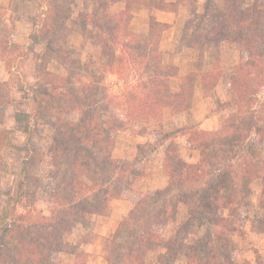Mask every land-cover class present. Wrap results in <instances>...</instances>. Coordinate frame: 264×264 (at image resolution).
Instances as JSON below:
<instances>
[{"label": "rangeland", "instance_id": "1", "mask_svg": "<svg viewBox=\"0 0 264 264\" xmlns=\"http://www.w3.org/2000/svg\"><path fill=\"white\" fill-rule=\"evenodd\" d=\"M107 1L6 0L0 5V39L9 43L0 45V89L7 97V104H0V216L6 213L0 220V241L5 238L11 249L21 241L26 244L25 223H45L37 233L52 230L55 241L64 245L56 244L58 251L50 256L55 264H99L91 257L105 255V241L116 244L126 239L117 231L131 210L141 200L147 202L149 192L168 187L163 165L172 141L182 160L194 163L199 153L186 146L191 131L211 133L227 121L238 125L250 117L241 111L242 101L230 86L242 61L237 44L193 42L208 29L209 14H214L209 9L222 5V0H165L176 1L177 13L135 7L126 30L136 36L122 37L121 44L91 22L96 18L110 25L108 15L125 8L124 2ZM258 1L264 16V0ZM152 19L169 26L160 38L164 64L177 67L182 78L198 77L186 111L176 114L164 108L162 116L148 123L137 111L148 107V90H143L146 65L152 63L148 58ZM125 41L130 44L123 46ZM207 71L220 75L217 82L208 78L212 85L208 91L200 77ZM172 87L179 89L176 80ZM248 88L258 89L255 83ZM263 88L257 90L262 97ZM80 103L93 108L85 112ZM64 133L83 140L85 149L79 153L87 166L74 163L79 148L73 139H62ZM65 159L74 163L73 168ZM121 173L123 183L117 178ZM260 200L254 185L249 206L241 209L246 219L235 217L238 228L230 241L236 264H264V217L256 222L259 230H250L256 212L264 214ZM60 216L70 221L56 222ZM188 217L182 207L166 235L178 231ZM7 256L2 263L12 264ZM186 261L180 257L173 264Z\"/></svg>", "mask_w": 264, "mask_h": 264}, {"label": "trees", "instance_id": "2", "mask_svg": "<svg viewBox=\"0 0 264 264\" xmlns=\"http://www.w3.org/2000/svg\"><path fill=\"white\" fill-rule=\"evenodd\" d=\"M119 1L125 3L123 10L109 16L106 9V14H102L104 17L108 15L110 25L96 18L91 21L108 34V39L115 44H121L119 40L122 37L126 39L128 36H136L126 30L127 22L133 16V8L144 7L162 12H168L170 9L169 11L177 13L175 6L181 2L109 0L107 5ZM257 1L222 0V5L209 9H214V14H209L206 32L193 38L196 45L202 41L215 43L217 46L225 41L237 44L242 52V61L235 69L230 86L232 93L242 101L241 111L250 117L242 119L238 125L234 121H227L224 127L211 133L204 130L191 131L193 133L187 137L186 146L189 150L199 153V159L194 163L183 161L180 150L174 147V141L170 143L163 165L169 181L168 187L149 192L148 201L141 200L131 210L117 231L125 234L124 241L116 244H113V241H105L104 256L107 264H173L180 257L186 258V264H236L230 238L238 228L235 217L246 219L241 209L249 206L254 185H257L261 192L260 205L264 211V97L260 96V90L257 91L264 87V16L260 15ZM86 19H90V15H87ZM150 27L148 58L150 60L152 57V63L148 62L146 65L148 80L143 90H148V107L144 106L137 111V114L146 116L143 118H148V123L162 116L164 108H169L176 114L186 111L198 77L196 75L182 78L177 67L164 64L162 52L159 51L160 38L169 26L152 19ZM258 34L261 35L260 38ZM1 44L9 45L3 38L0 39ZM129 44L125 41L122 45ZM115 54H112L114 58ZM218 59L219 57L216 62ZM88 69L91 70L90 67ZM200 77L203 89L208 91L211 85L208 78L217 82L220 75L207 71L202 72ZM173 80H176L179 89L172 87ZM251 83H255L258 89L251 91L248 88ZM84 93L83 96L90 102V94L86 91ZM5 94V90L0 89V104H7ZM85 104L80 103L86 106L88 111L85 112H89L93 106ZM127 104L130 108L132 103ZM102 122L107 125L106 121ZM61 138L65 141L73 139L76 142L79 149L75 150L79 151L74 163L82 161L80 165L87 166L79 153L84 148L83 140L75 139V136L68 137L65 133L61 134ZM64 162L66 166L73 168L74 163H69L67 159ZM112 173L116 174V170ZM124 177L121 173L117 178L123 183ZM103 182L108 184L106 180ZM12 203L14 202L6 203L4 210ZM182 207H186L189 217L179 226L178 231L175 230L168 237V225L176 224ZM4 214L0 216L1 221L6 219ZM260 214L256 212L251 231L259 230L255 225L260 221V217H264V214ZM67 220V217L60 216L55 221L67 223ZM25 222L27 221L24 219ZM39 225L44 226L45 223H25L23 231L27 234L26 240H29V244L21 241L11 249L9 245L5 246V238H1L0 264H3L2 258L5 255L10 256L12 264H55V260L51 262L50 256L56 255V244H60V248L64 245L55 241L52 230L47 235L38 234L36 228ZM77 262L83 264L82 261Z\"/></svg>", "mask_w": 264, "mask_h": 264}, {"label": "crops", "instance_id": "3", "mask_svg": "<svg viewBox=\"0 0 264 264\" xmlns=\"http://www.w3.org/2000/svg\"><path fill=\"white\" fill-rule=\"evenodd\" d=\"M6 0H0V5H3V2H5ZM97 255H95V257H91L92 259L93 258H97L99 260V264H107V261L105 259V257L102 255L99 256L100 252L96 253ZM96 259V260H97Z\"/></svg>", "mask_w": 264, "mask_h": 264}]
</instances>
